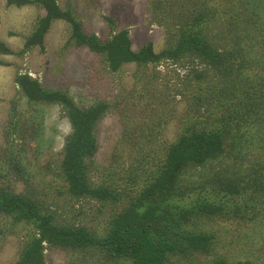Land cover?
Segmentation results:
<instances>
[{
	"label": "rangeland",
	"instance_id": "374dc122",
	"mask_svg": "<svg viewBox=\"0 0 264 264\" xmlns=\"http://www.w3.org/2000/svg\"><path fill=\"white\" fill-rule=\"evenodd\" d=\"M56 1L61 9L73 13L86 34L105 41L116 31L127 29L133 50L151 45L157 53L175 43L176 32L191 18L209 12L205 37L232 63L225 72L205 65L195 56L183 55L176 61L154 65L126 64L117 73H110L103 58L68 43L70 29L60 21L54 22L46 34L43 52L35 47L19 55L43 11L34 6L6 7L5 0H0V40L13 52L0 55V153L14 114L20 127L22 140L18 145L25 157L23 167L30 180L27 186L21 179L8 177L5 184L12 191L25 192L41 202L57 222L81 224L102 234L108 220L127 205L131 192L161 161L168 145L184 127L213 122L223 112L219 103L225 105L227 112L226 107L236 102L239 95L260 88L254 60L258 48L247 35L244 20L233 9L231 0ZM17 73L29 74L47 90L66 92L79 107L98 101L109 104L96 126L98 149L88 160V178L93 185L124 190L126 198L116 204H102L73 199L67 194L59 166L71 133L68 120L59 105L29 103L14 83ZM261 128H247L243 139L233 138L235 145L229 144L226 157L204 168L189 169L184 179H199L215 172L232 174L248 168L258 158L257 136ZM201 225L214 234L215 243L210 256L198 257L199 264H213L219 257L227 264L264 262V228L224 219H204ZM0 227L4 230L0 236V264H14L29 225L0 218ZM45 261L127 264L106 261L96 252L82 256L56 248H46Z\"/></svg>",
	"mask_w": 264,
	"mask_h": 264
},
{
	"label": "trees",
	"instance_id": "16d2710c",
	"mask_svg": "<svg viewBox=\"0 0 264 264\" xmlns=\"http://www.w3.org/2000/svg\"><path fill=\"white\" fill-rule=\"evenodd\" d=\"M231 4L244 20L247 35L256 42L258 50L254 60L260 88L239 95L236 102L226 107L227 112L225 105L219 103L223 112L213 122L184 127L168 145L161 161L152 166L138 189L131 192L127 205L108 220L102 234L81 224L57 222L55 215L41 202L25 192L16 193L5 184L8 177H13L30 185L23 167L24 153L18 145L22 140L19 122L14 114L10 117L0 153V218L29 225L14 264H45L46 248L82 256L96 252L106 261L127 264H199L198 257L210 256L215 243L214 234L203 229L202 220H235L264 228V101H260L264 99V0H231ZM5 5L34 6L43 11L24 40L19 55L35 47L43 52L46 34L54 22L60 21L70 29L68 43L85 47L103 58L110 73H117L126 64L154 65L166 60L176 61L183 55L195 56L205 65L225 72L232 65L205 37L209 12L191 18L176 32L175 43L157 53L151 45L133 50L127 29L116 31L105 41L86 34L73 13L61 9L56 0H5ZM12 54L0 40V55ZM14 83L29 103L59 105L68 120L71 133L59 166L67 194L73 199L102 204H116L126 198L124 190L93 185L88 178V160L98 149L96 126L109 104L98 101L86 108L79 107L66 92L47 90L27 73H17ZM251 127H262L257 136L258 158L254 164L232 174L215 172L199 179H184L189 169L204 168L224 157L229 144L234 147V139H243L244 132ZM3 235L0 227L1 238ZM213 264L227 263L219 257Z\"/></svg>",
	"mask_w": 264,
	"mask_h": 264
}]
</instances>
